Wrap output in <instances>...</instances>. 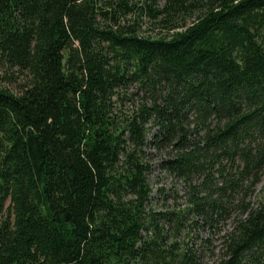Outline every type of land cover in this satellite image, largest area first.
I'll return each instance as SVG.
<instances>
[{
    "label": "trees",
    "instance_id": "1",
    "mask_svg": "<svg viewBox=\"0 0 264 264\" xmlns=\"http://www.w3.org/2000/svg\"><path fill=\"white\" fill-rule=\"evenodd\" d=\"M150 144L183 213L150 208ZM263 173L264 0H0V264H203L188 219L264 264Z\"/></svg>",
    "mask_w": 264,
    "mask_h": 264
},
{
    "label": "rangeland",
    "instance_id": "2",
    "mask_svg": "<svg viewBox=\"0 0 264 264\" xmlns=\"http://www.w3.org/2000/svg\"><path fill=\"white\" fill-rule=\"evenodd\" d=\"M135 18L138 19L137 26L140 35L155 37L165 34L156 23L146 16L138 18L134 15H129L127 23L134 22ZM20 82H22V79H20ZM136 92L135 88L130 89L128 96L131 100L126 101L124 105L126 112L137 108L143 95L142 93L132 95ZM149 131V134L154 133L156 127L151 126ZM146 152L149 155L150 164L148 181L152 188L150 208L157 212L176 210L183 213L189 208L190 188L182 178L176 176L165 167V161L173 155L171 149L170 151L168 149H157L150 144L146 148ZM248 200L253 206L264 204V173ZM231 225L232 220L228 219L220 224L219 227L211 229L203 221L195 223L193 220L188 219L183 227L172 222L166 225L164 231L171 242L178 241L183 245L193 246L200 252L203 264H212L221 254L223 235Z\"/></svg>",
    "mask_w": 264,
    "mask_h": 264
}]
</instances>
